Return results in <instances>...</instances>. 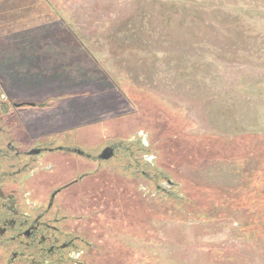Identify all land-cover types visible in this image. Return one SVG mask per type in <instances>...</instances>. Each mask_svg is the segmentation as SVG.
<instances>
[{
	"label": "rangeland",
	"instance_id": "rangeland-1",
	"mask_svg": "<svg viewBox=\"0 0 264 264\" xmlns=\"http://www.w3.org/2000/svg\"><path fill=\"white\" fill-rule=\"evenodd\" d=\"M0 82L70 92L92 130L135 114L155 136L185 199L141 227L139 264H264V202L256 227L224 206L264 196V153L218 154L221 138L264 135V0H0Z\"/></svg>",
	"mask_w": 264,
	"mask_h": 264
},
{
	"label": "flooded vegetation",
	"instance_id": "flooded-vegetation-1",
	"mask_svg": "<svg viewBox=\"0 0 264 264\" xmlns=\"http://www.w3.org/2000/svg\"><path fill=\"white\" fill-rule=\"evenodd\" d=\"M71 97L0 82V264H139L141 227L185 199L135 114L92 130Z\"/></svg>",
	"mask_w": 264,
	"mask_h": 264
},
{
	"label": "trees",
	"instance_id": "trees-1",
	"mask_svg": "<svg viewBox=\"0 0 264 264\" xmlns=\"http://www.w3.org/2000/svg\"><path fill=\"white\" fill-rule=\"evenodd\" d=\"M207 140H209V138H207ZM218 141H220L218 147L221 146V149H218V154H220V156L226 160L237 158L242 154L255 155L258 152L264 153V135L243 134L239 136L230 137L228 139L221 138V140ZM211 143H212L211 141L210 143H206L205 140L204 145L206 146ZM202 152H208L207 147L204 148L203 146H200L199 152L197 154L198 156L195 155L193 156V158L199 157V155L203 156ZM262 175H264V167L261 170H259L257 178H261ZM256 184H258V182ZM260 200L264 202V196L260 199H257V194L255 193V189H253V191L244 193L243 195H240L237 198H233V199L230 198L225 200L224 202L225 205L224 204L223 205L227 207L243 208L245 210L251 211V213L252 211H254L256 219L255 220L253 219V222L249 224V226L256 227L255 224L260 219L259 218L257 219L256 216L257 211L255 209V206L259 204L258 202Z\"/></svg>",
	"mask_w": 264,
	"mask_h": 264
}]
</instances>
